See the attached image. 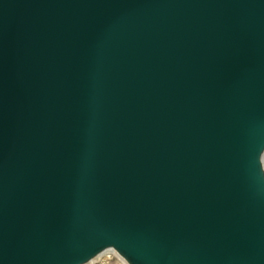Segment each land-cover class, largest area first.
<instances>
[{
	"label": "water",
	"instance_id": "water-1",
	"mask_svg": "<svg viewBox=\"0 0 264 264\" xmlns=\"http://www.w3.org/2000/svg\"><path fill=\"white\" fill-rule=\"evenodd\" d=\"M264 264V0H0V264Z\"/></svg>",
	"mask_w": 264,
	"mask_h": 264
},
{
	"label": "rangeland",
	"instance_id": "rangeland-1",
	"mask_svg": "<svg viewBox=\"0 0 264 264\" xmlns=\"http://www.w3.org/2000/svg\"><path fill=\"white\" fill-rule=\"evenodd\" d=\"M91 264H122L118 257L113 255L104 254L97 258L94 262Z\"/></svg>",
	"mask_w": 264,
	"mask_h": 264
},
{
	"label": "bare ground",
	"instance_id": "bare-ground-1",
	"mask_svg": "<svg viewBox=\"0 0 264 264\" xmlns=\"http://www.w3.org/2000/svg\"><path fill=\"white\" fill-rule=\"evenodd\" d=\"M108 253V255H113V256H116V257H118L117 255H116V253L114 252V251H112V252H107ZM107 253H105V254H107ZM119 258V257H118ZM119 260H120V262L122 263V264H126V262L125 261H123L121 258H119Z\"/></svg>",
	"mask_w": 264,
	"mask_h": 264
},
{
	"label": "built area",
	"instance_id": "built-area-1",
	"mask_svg": "<svg viewBox=\"0 0 264 264\" xmlns=\"http://www.w3.org/2000/svg\"><path fill=\"white\" fill-rule=\"evenodd\" d=\"M112 251H113V250H110V251H107V252H112ZM107 252H106V253H107ZM114 252H115V251H114ZM115 253H116V252H115ZM104 254H105V253H104ZM104 254H103V255H104ZM116 255H117L119 258H121L117 253H116ZM101 256H102V255H101ZM98 258H99V257H98ZM121 259H122V258H121ZM95 260H96V259H95ZM95 260H94V261H95ZM122 260H123V259H122ZM94 261H92V262H94ZM123 261H124V260H123ZM92 262H91V263H92ZM91 263H89V264H91Z\"/></svg>",
	"mask_w": 264,
	"mask_h": 264
}]
</instances>
